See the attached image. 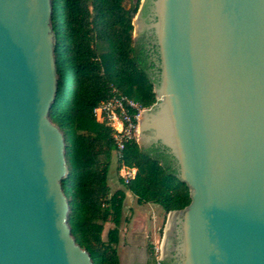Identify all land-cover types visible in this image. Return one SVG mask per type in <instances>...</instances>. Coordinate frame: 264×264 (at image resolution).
Instances as JSON below:
<instances>
[{
	"label": "water",
	"instance_id": "obj_1",
	"mask_svg": "<svg viewBox=\"0 0 264 264\" xmlns=\"http://www.w3.org/2000/svg\"><path fill=\"white\" fill-rule=\"evenodd\" d=\"M51 0H0V264H93L71 234ZM159 56L138 144L191 198L167 214L162 264H264V0H141Z\"/></svg>",
	"mask_w": 264,
	"mask_h": 264
},
{
	"label": "trees",
	"instance_id": "obj_2",
	"mask_svg": "<svg viewBox=\"0 0 264 264\" xmlns=\"http://www.w3.org/2000/svg\"><path fill=\"white\" fill-rule=\"evenodd\" d=\"M51 1L58 89L50 119L65 139L68 174L62 188L69 204L67 221L93 264H120L117 246L121 225L128 220L123 217L128 193L138 204L160 206L166 215L191 201L187 185L175 176L165 153L150 157L131 139L122 158L116 159L111 128L92 113L114 91L144 108L156 101L143 51L138 50L135 58L132 54V19L140 0L129 7L125 2L132 0ZM113 163L117 171L122 164L137 171L128 183L119 177L120 187L112 191ZM106 223L112 226L104 236ZM148 264H157L154 250Z\"/></svg>",
	"mask_w": 264,
	"mask_h": 264
},
{
	"label": "rangeland",
	"instance_id": "obj_3",
	"mask_svg": "<svg viewBox=\"0 0 264 264\" xmlns=\"http://www.w3.org/2000/svg\"><path fill=\"white\" fill-rule=\"evenodd\" d=\"M134 2L135 0L126 1L125 6L129 7ZM140 4L141 0L139 7ZM134 19L136 23L138 21L136 14L132 21ZM139 132L137 131L136 134L137 142ZM119 177V170L117 171L116 164L113 163L109 173V184L112 191L120 187ZM123 217L128 220L123 221L121 225L120 242L117 246L120 264H129L133 260L136 264H148L150 250H154L156 253L161 248L167 215L160 206L152 203L138 204L136 198L130 195L125 198ZM111 226V223L105 224L104 236Z\"/></svg>",
	"mask_w": 264,
	"mask_h": 264
},
{
	"label": "built area",
	"instance_id": "obj_4",
	"mask_svg": "<svg viewBox=\"0 0 264 264\" xmlns=\"http://www.w3.org/2000/svg\"><path fill=\"white\" fill-rule=\"evenodd\" d=\"M143 109L144 107L138 102L116 91L93 108L92 113L96 121L107 124L112 130L116 159L122 158L123 149L129 140H136L138 123ZM136 171L135 167L125 164L119 168L120 177L124 183L132 180ZM156 254L157 264H161V248L156 251Z\"/></svg>",
	"mask_w": 264,
	"mask_h": 264
},
{
	"label": "flooded vegetation",
	"instance_id": "obj_5",
	"mask_svg": "<svg viewBox=\"0 0 264 264\" xmlns=\"http://www.w3.org/2000/svg\"><path fill=\"white\" fill-rule=\"evenodd\" d=\"M138 50L143 51V57L146 60L147 66L146 71L149 73V76L153 80L154 84L159 77V56L157 47L154 43V36L149 28L146 29ZM167 158L172 164V160L169 155H167Z\"/></svg>",
	"mask_w": 264,
	"mask_h": 264
},
{
	"label": "bare ground",
	"instance_id": "obj_6",
	"mask_svg": "<svg viewBox=\"0 0 264 264\" xmlns=\"http://www.w3.org/2000/svg\"><path fill=\"white\" fill-rule=\"evenodd\" d=\"M138 22V21H137ZM136 22V23H137ZM135 23V24H136ZM144 119V112L141 113V116H140V119H139V122L141 123V121ZM140 123H139V126H138V131H140Z\"/></svg>",
	"mask_w": 264,
	"mask_h": 264
},
{
	"label": "crops",
	"instance_id": "obj_7",
	"mask_svg": "<svg viewBox=\"0 0 264 264\" xmlns=\"http://www.w3.org/2000/svg\"><path fill=\"white\" fill-rule=\"evenodd\" d=\"M130 195L133 196L132 194H129V193H128V194H127V198H128ZM129 264H136V263H135V261L133 260V261L130 262Z\"/></svg>",
	"mask_w": 264,
	"mask_h": 264
}]
</instances>
